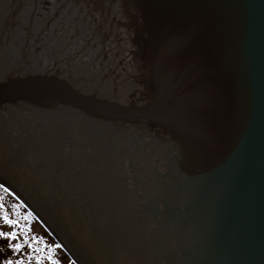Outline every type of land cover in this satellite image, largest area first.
Listing matches in <instances>:
<instances>
[{"label": "water", "instance_id": "obj_1", "mask_svg": "<svg viewBox=\"0 0 264 264\" xmlns=\"http://www.w3.org/2000/svg\"><path fill=\"white\" fill-rule=\"evenodd\" d=\"M0 186L74 264H264V0H0Z\"/></svg>", "mask_w": 264, "mask_h": 264}, {"label": "rangeland", "instance_id": "obj_2", "mask_svg": "<svg viewBox=\"0 0 264 264\" xmlns=\"http://www.w3.org/2000/svg\"><path fill=\"white\" fill-rule=\"evenodd\" d=\"M7 248L22 253L14 250L7 255ZM38 260L40 264H74L28 210L0 186V264H37Z\"/></svg>", "mask_w": 264, "mask_h": 264}, {"label": "flooded vegetation", "instance_id": "obj_3", "mask_svg": "<svg viewBox=\"0 0 264 264\" xmlns=\"http://www.w3.org/2000/svg\"><path fill=\"white\" fill-rule=\"evenodd\" d=\"M15 199V198H14ZM16 200V199H15ZM19 202V201H18ZM20 203V202H19ZM21 204V203H20ZM13 211H14V213H15V208L13 209ZM29 212V211H28ZM16 214V213H15ZM6 216H9V215H7V214H5ZM20 216V215H19ZM23 216V215H22ZM25 217V219H27L26 218V216H24ZM16 251V252H19V253H22V251H20V249H13V248H7L6 250H5V253L7 254V255H11V253L13 252V251ZM16 257H18V255H16ZM43 257L44 258H46L47 256L45 255V253H43ZM22 262H23V259L21 260ZM37 264H40V260H38L37 262H36Z\"/></svg>", "mask_w": 264, "mask_h": 264}, {"label": "snow or ice", "instance_id": "obj_4", "mask_svg": "<svg viewBox=\"0 0 264 264\" xmlns=\"http://www.w3.org/2000/svg\"><path fill=\"white\" fill-rule=\"evenodd\" d=\"M9 223H12V221H9ZM54 264H55V262H54Z\"/></svg>", "mask_w": 264, "mask_h": 264}]
</instances>
